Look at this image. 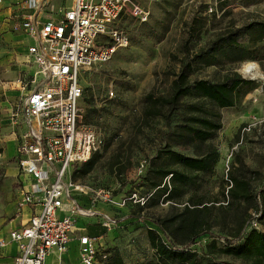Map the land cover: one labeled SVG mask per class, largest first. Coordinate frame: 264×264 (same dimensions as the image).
<instances>
[{
    "label": "rangeland",
    "instance_id": "obj_1",
    "mask_svg": "<svg viewBox=\"0 0 264 264\" xmlns=\"http://www.w3.org/2000/svg\"><path fill=\"white\" fill-rule=\"evenodd\" d=\"M138 1L149 12L145 24L142 28L132 29L126 47L118 48L107 62L87 70L80 80L83 85L79 105L80 120L83 124L91 125L96 131L101 141V157L88 174L72 179V171L80 165L76 164L69 171V179L85 186L87 193L78 195L81 200L93 199L94 204L107 205L106 208H97L106 215L97 216L98 220L103 221L106 218L115 221V224L127 220L121 229L123 233L119 234L116 240V243L121 244L125 258L136 251L144 260L153 259L154 250L148 242L147 227H154L152 222L156 217L168 216L176 211V206L171 201L165 200L162 195L152 194L153 189L149 187V181L154 176L153 168L167 166L165 159L156 156L158 150L170 147L187 155H195L204 151L207 145L215 147L219 158L213 170L196 173L195 183L187 184L182 194L183 200L189 196L201 195L204 202L213 204L215 223L212 233L203 234L191 248L198 253L200 260L207 259L209 262L220 264H248L216 250L212 254H206L205 245L212 238L211 235H215L217 247H222V237L228 236L236 229L237 211L233 207L225 209L221 204H225L222 189L226 172L231 169L239 171L238 159L247 169L257 171L258 174L252 178L254 191L264 186V36H261L257 29H245L249 22L264 21V0ZM61 5L63 9L69 8L71 1L60 0V7ZM195 22L201 23L198 31ZM17 23L18 21H15L9 28L14 33L22 31ZM192 25L195 29H191ZM4 28L5 26L0 28V60L5 58L7 62L3 66L0 64V71L4 67L19 69L21 64L26 63L27 55L23 54L18 42L4 41ZM228 28L236 31V38L244 47L240 50L225 48L213 56L195 60L189 79L218 81L225 75L237 72L251 81L249 85L240 87L239 101L234 106L219 108L208 100L185 96L167 118L156 117L149 125H141L139 119L144 94L153 91L167 95L173 74L189 55L201 47H206ZM252 62L259 68L260 77L243 74V68ZM6 79L8 78L0 77V82ZM109 88L114 90L113 98L106 95ZM7 90L9 89L0 90L2 119L8 118L6 116L9 111L15 108L19 100L18 95L11 96ZM190 104L201 105L219 114L221 126L204 144L177 142L175 134L181 125L187 123ZM3 124L0 126L2 150L15 129L10 120ZM9 148L12 147L4 149V153H7ZM116 153L122 155L124 163H127L128 159L130 161L121 174L112 171L109 165L111 157ZM10 162L12 161L0 157L3 173L4 167ZM248 175L250 176L249 173ZM13 179L15 182H12ZM18 179L17 175L14 178L2 176L0 229H10L15 225L13 206ZM80 190L81 188L75 189L74 192ZM99 190H108L112 194V201L100 199L97 196ZM238 207L241 210L245 208L247 213H254L253 207L242 203ZM251 228L263 230L264 226L253 217L247 221L243 233L246 234ZM104 260L98 259L96 264H105ZM56 261L58 264H66L63 260ZM138 262L140 261H125L126 264Z\"/></svg>",
    "mask_w": 264,
    "mask_h": 264
},
{
    "label": "built area",
    "instance_id": "obj_2",
    "mask_svg": "<svg viewBox=\"0 0 264 264\" xmlns=\"http://www.w3.org/2000/svg\"><path fill=\"white\" fill-rule=\"evenodd\" d=\"M70 1L69 8L61 5L56 17L39 21L37 10L48 16L53 12L47 0H20L36 11L17 23L32 40L26 50L34 70L27 79L17 80L22 95L9 112L11 124L18 128L13 156L19 177L16 209L32 208L24 225L0 235V249L9 243L16 246L15 264H44L50 250L64 253L76 219L101 215L92 208L93 199L91 207L80 205L77 196L87 190L69 179V171L101 144L93 127L80 120V80L126 47L132 29L142 28L149 14L138 0ZM106 95L113 98L114 90L109 88ZM78 187L80 192H74ZM97 196L112 201L108 190H99ZM102 222L106 227L115 224L106 218ZM102 246L98 237L80 235V264L104 260Z\"/></svg>",
    "mask_w": 264,
    "mask_h": 264
},
{
    "label": "trees",
    "instance_id": "obj_3",
    "mask_svg": "<svg viewBox=\"0 0 264 264\" xmlns=\"http://www.w3.org/2000/svg\"><path fill=\"white\" fill-rule=\"evenodd\" d=\"M195 24L198 31L201 23L195 22ZM191 29H195L194 25ZM245 29L248 31L257 29L261 36H264V21L249 22L245 25ZM185 42L187 43V39ZM243 47L244 44L236 38L235 30L224 29L206 47H201L189 55L179 70L173 74L170 92L167 95L156 94L153 91L144 94L139 123L147 126L156 117L167 118L180 99L185 96L208 100L219 108L234 106L240 98V87L249 85L251 83L249 79L243 78L237 72L225 75L218 81L204 78L190 80L189 74L195 60L213 56L225 48L240 50ZM188 112L187 123L181 125L175 134L177 142L191 145L204 144L221 126L219 114L201 105L190 104ZM156 156L165 159L167 166L153 168L154 176L149 181V187L153 189L152 194L162 195L165 200L171 201L176 206V211L168 216L156 217L152 222L154 227H147L148 242L154 250V258L143 259L132 264H220L209 262L207 259L200 260L198 253L191 248L203 234L212 233L215 223L213 204L204 202L201 195L182 199L184 187L195 183L196 173L213 170L219 158L217 149L207 145L204 151L187 155L170 147H163L158 150ZM100 157L99 150L94 151L86 161L72 171L71 178L84 177L94 168ZM126 162L124 163L121 154L116 153L111 157L109 165L112 171L121 174L129 165V159ZM237 162L238 172L232 169L226 172L222 189L225 204H221L225 209L233 207L237 211L236 229L228 236L222 237L224 241L222 247H217L215 235H211L212 238L205 245L206 254H212L216 250L248 264H264V229L251 228L246 234L243 233L247 221L253 217L261 221L264 226V186L254 191L252 178L258 174L257 171L247 169L240 159ZM2 176L3 172L0 168V182ZM80 198L77 197L82 207L91 205L90 200L86 203L81 202ZM241 203L253 207L254 213H247L245 208L241 210L238 207ZM124 221L126 224L127 220ZM104 251L106 252L105 264H126L116 247H110Z\"/></svg>",
    "mask_w": 264,
    "mask_h": 264
},
{
    "label": "crops",
    "instance_id": "obj_4",
    "mask_svg": "<svg viewBox=\"0 0 264 264\" xmlns=\"http://www.w3.org/2000/svg\"><path fill=\"white\" fill-rule=\"evenodd\" d=\"M47 4L51 6L52 14L49 16L47 14L42 13L41 10H37V13L35 15V11H31L30 9H27L22 6L20 3V0H3L0 2V28L2 26H5L3 29L2 37L4 41L6 42H18L19 46H21V49L23 50V54L27 55L26 63L21 64V68H10V67H4L0 71V77L1 78H8L4 80L3 82H0V90L1 88L9 89L6 92L9 93L11 96L16 94L20 97L22 95V90L18 87V79H27V77L30 75V73L34 70V66L32 65V62L30 60L29 55L27 54V45L32 43V40L30 37L24 33L23 31L19 33H14L11 29L12 23L15 21H22L25 15L33 12L35 15V18L39 21H44L48 19L49 17L54 18L57 16L58 11L60 10V0H47ZM46 4V5H47ZM56 13V14H54ZM15 20V21H14ZM6 59L0 60L1 66H3L7 61ZM9 95V96H10ZM10 105V103H9ZM11 111V110H10ZM9 111V112H10ZM7 119H2L0 117V126L1 124L5 123L7 124V121L9 120V113L6 116ZM4 125V124H3ZM14 129V127H13ZM16 129V130H15ZM14 131L12 132V135L7 140V143L3 147L2 152L0 153V157H3L4 160L12 161L10 164H6L7 166L4 167V173L5 177H15L17 174V167L15 162L13 161V156L15 154V133L18 132V128L15 127ZM17 131V132H16ZM12 147L7 153H4V149L7 147ZM12 182H15V179H13ZM17 194V187L15 188V196ZM78 197V196H77ZM81 202L88 203L89 201L87 199H82ZM91 203V202H90ZM90 205V204H89ZM105 203L101 204H94L92 208L96 210L98 214L106 216L104 213L97 210V208H106ZM15 208V225L10 227V229L1 228L0 229V235H7L8 231L15 228H19L22 225H24L32 211V208L29 206H23L20 208V210L16 209V199L14 201ZM91 207V206H90ZM64 211H62L61 214H63ZM13 215V216H14ZM99 216V215H97ZM97 216H81L78 217L74 224V232L71 235V239L68 243L67 251L64 253L59 254L55 250H50V252L47 254L44 264H58L56 261L57 259L63 260V263H69V264H80V261L78 259V237L80 235H88V236H96L99 238V243L102 244L103 249H107L110 247H116L121 256L123 257L124 261H141L143 260L140 258V255L138 252L133 251L130 256H127L126 258L123 256V251L121 249V244L116 243V240L118 238L119 234H122L123 231L121 229L126 225L124 220L118 221L115 225H112L110 227H106L103 225L102 219L98 220ZM97 217V218H96ZM123 219V217H121ZM112 233V234H110ZM115 238V239H114ZM73 248H72V247ZM71 247V248H70ZM16 246L12 243L7 244L5 247L0 249V264H9V261H11V264L14 263V257L16 255ZM132 264V263H130Z\"/></svg>",
    "mask_w": 264,
    "mask_h": 264
},
{
    "label": "bare ground",
    "instance_id": "obj_5",
    "mask_svg": "<svg viewBox=\"0 0 264 264\" xmlns=\"http://www.w3.org/2000/svg\"><path fill=\"white\" fill-rule=\"evenodd\" d=\"M242 72H243L244 75H250V76H252L254 78H257V77L261 76V72H260L259 68L254 63H250L247 66H245L243 68ZM75 189H80V187L75 188Z\"/></svg>",
    "mask_w": 264,
    "mask_h": 264
},
{
    "label": "clouds",
    "instance_id": "obj_6",
    "mask_svg": "<svg viewBox=\"0 0 264 264\" xmlns=\"http://www.w3.org/2000/svg\"><path fill=\"white\" fill-rule=\"evenodd\" d=\"M252 63H254V62H252Z\"/></svg>",
    "mask_w": 264,
    "mask_h": 264
}]
</instances>
